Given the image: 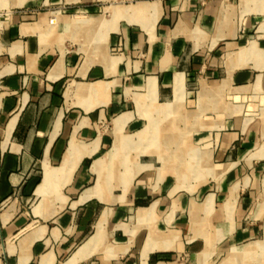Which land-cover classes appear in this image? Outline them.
<instances>
[{
    "label": "crops",
    "instance_id": "crops-1",
    "mask_svg": "<svg viewBox=\"0 0 264 264\" xmlns=\"http://www.w3.org/2000/svg\"><path fill=\"white\" fill-rule=\"evenodd\" d=\"M0 264H264V0H0Z\"/></svg>",
    "mask_w": 264,
    "mask_h": 264
},
{
    "label": "rangeland",
    "instance_id": "rangeland-1",
    "mask_svg": "<svg viewBox=\"0 0 264 264\" xmlns=\"http://www.w3.org/2000/svg\"><path fill=\"white\" fill-rule=\"evenodd\" d=\"M178 257H179V261H180V262H184V263H185V259H186V258H185L184 255L179 254ZM186 262H187V259H186Z\"/></svg>",
    "mask_w": 264,
    "mask_h": 264
},
{
    "label": "built area",
    "instance_id": "built-area-1",
    "mask_svg": "<svg viewBox=\"0 0 264 264\" xmlns=\"http://www.w3.org/2000/svg\"><path fill=\"white\" fill-rule=\"evenodd\" d=\"M186 258V257H185ZM178 259H179V257H178ZM187 259V258H186ZM186 259H185V261H186Z\"/></svg>",
    "mask_w": 264,
    "mask_h": 264
},
{
    "label": "bare ground",
    "instance_id": "bare-ground-1",
    "mask_svg": "<svg viewBox=\"0 0 264 264\" xmlns=\"http://www.w3.org/2000/svg\"><path fill=\"white\" fill-rule=\"evenodd\" d=\"M100 233V232H99Z\"/></svg>",
    "mask_w": 264,
    "mask_h": 264
}]
</instances>
